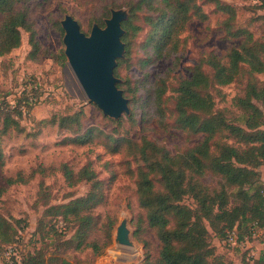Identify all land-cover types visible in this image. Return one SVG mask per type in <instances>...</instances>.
Masks as SVG:
<instances>
[{
    "label": "rangeland",
    "instance_id": "rangeland-1",
    "mask_svg": "<svg viewBox=\"0 0 264 264\" xmlns=\"http://www.w3.org/2000/svg\"><path fill=\"white\" fill-rule=\"evenodd\" d=\"M136 1H31L26 7L45 52L39 60H30L29 35L24 32L21 47L0 56V97L8 95L9 100L18 97L25 81L29 86L38 82L43 87L44 100L34 105L29 116H24V129L11 127L4 131L0 118V142L5 155L0 166V215L15 225L23 250L40 246L48 258L62 257L71 264H144L148 249L152 259L158 256V240L148 227L145 211L138 201L137 156L146 139L159 146L162 152L172 155L181 154L201 139L200 135H191L176 125L175 89L182 79L191 76V67L203 55L214 52L225 57L241 39L225 35L222 22L227 15L215 11L214 6L208 4L203 7L209 13L208 19L190 21L183 34L187 46L178 61L169 57L144 63L146 50H150L144 46L150 30L145 16L152 11L135 10L132 22L142 30L130 37L129 59L119 66L116 75L122 85L119 88L128 95L130 112L119 119L111 118L96 104L88 102L67 57L59 63L52 53L65 51V31L61 24L65 15H72L79 21L81 29L89 34L94 23H105L112 9H125L130 18V5ZM226 1L237 6L236 26L248 28L254 40L264 41V20L258 17L264 13V9L259 8L263 0ZM108 12L110 16H107ZM2 19L3 15H0V24ZM248 80L264 86V72L250 77L246 67L235 82L223 86L220 91L214 90L216 109L224 110L230 120L242 125L245 110L236 104V97L244 95ZM162 87L166 89L163 116L158 113L155 102V94ZM80 108H84L80 126L68 130L50 123L53 116L73 114ZM89 127L96 128L89 143L82 145L65 139L83 133ZM146 151L149 152L150 148ZM161 151L157 156L162 154ZM87 165L105 184L104 202L93 210L98 225L89 239L102 244L106 240L107 218L115 220L109 245L100 255H96L92 248H76V223H58L52 219L53 216H43L51 204H62L88 192L90 185L87 180L78 181L79 171ZM64 166L73 171L74 184L66 180ZM10 178L16 179V183L10 184ZM24 180L27 181L23 183ZM200 180L203 188L213 190L221 187V177L212 172H206ZM124 219L131 232L132 246L118 245L115 239L117 227ZM17 220H22V223H17ZM50 223L57 224L55 227L59 234L47 235ZM211 242L217 254L223 256L228 264H246L241 262L239 251L224 246L214 234ZM2 244L0 239V246ZM12 250L18 251L16 247H9L0 254V264H12Z\"/></svg>",
    "mask_w": 264,
    "mask_h": 264
},
{
    "label": "trees",
    "instance_id": "trees-1",
    "mask_svg": "<svg viewBox=\"0 0 264 264\" xmlns=\"http://www.w3.org/2000/svg\"><path fill=\"white\" fill-rule=\"evenodd\" d=\"M31 1L34 0H0V15H3L0 56L20 48L24 32L29 35L30 60H39L45 52L26 7ZM208 4H212L215 11L227 15L222 22L225 35L240 38L241 41L225 57L214 52L203 55L191 67V76L182 79L175 89L176 125L191 135H200L201 139L176 155L162 152L159 146L146 139L137 156L139 205L144 209L146 223L159 243L158 256L152 259L148 249L144 264H228L223 256L217 254L211 242L213 234L222 241L227 229L237 227L243 236L250 233L254 226L264 228V86L255 80H248L244 95L236 97V104L245 110L243 125L230 120L224 110L216 109L215 102L214 90L220 91L223 86L235 82L242 76L244 68L248 67L250 77L264 72V41L254 40L248 28L236 26L237 6L226 0H137L130 5L131 17L122 23L126 56L118 60L114 72L118 75L119 66L129 59L130 37L142 30L141 26L132 22L135 10L152 11L145 16L150 30L144 46L150 50H146L143 62L169 57L178 61L187 46L183 34L190 21L208 19L209 13L203 8ZM259 8L264 9V0ZM258 17L264 20V13ZM98 23L100 26L105 24ZM52 55L59 63L66 59L64 52ZM24 83L18 97L11 100L8 95L0 97V118L4 131L11 127L24 129V116H29L34 105L44 100L42 86L33 84L30 87L26 81ZM165 92V87H162L155 94L158 113L162 116ZM30 95L35 97L34 102L29 101ZM124 96L128 98L126 91ZM83 110L80 108L73 114L55 115L50 123L68 130L80 126ZM95 130L89 127L83 133L76 132L75 136L65 139L84 145L93 140ZM146 148L150 151L147 152ZM160 151L162 154L157 156ZM4 159L0 142V166ZM206 172L221 177L219 189L203 188L200 178ZM63 173L66 180L74 184L73 171L64 166ZM80 180H87L90 185L85 195L73 197L62 204H51L46 207L43 216H53L52 219L58 223H76V248H92L96 255H100L109 245L115 220L107 218L106 240L102 244L89 239L98 225L93 210L104 202L105 184L90 165L79 171ZM16 181L10 178L8 182ZM16 222L21 224L22 220ZM56 225L50 223L47 235L59 234ZM0 239L4 243L0 246V254L9 247L18 249L17 252L12 250V264H71L62 257L48 258L40 246L23 250L19 245L18 230L3 215H0ZM254 264H264V252Z\"/></svg>",
    "mask_w": 264,
    "mask_h": 264
},
{
    "label": "water",
    "instance_id": "water-1",
    "mask_svg": "<svg viewBox=\"0 0 264 264\" xmlns=\"http://www.w3.org/2000/svg\"><path fill=\"white\" fill-rule=\"evenodd\" d=\"M128 19L127 10L112 9L105 25L94 23L89 34L70 14L61 21L65 31L64 52L88 102L96 104L105 115L114 119L130 112L128 99L119 88L120 79L114 72L118 60L125 55L122 23ZM115 239L118 245H133L126 219L117 227Z\"/></svg>",
    "mask_w": 264,
    "mask_h": 264
},
{
    "label": "built area",
    "instance_id": "built-area-1",
    "mask_svg": "<svg viewBox=\"0 0 264 264\" xmlns=\"http://www.w3.org/2000/svg\"><path fill=\"white\" fill-rule=\"evenodd\" d=\"M33 86H41L40 84H34ZM31 87V86H30ZM35 97L30 95V102H34ZM222 243L233 250L239 251L241 254V262L246 264H254L255 261L264 252V228L253 227L250 233L241 236V233L237 227L227 229ZM10 253V252H9Z\"/></svg>",
    "mask_w": 264,
    "mask_h": 264
},
{
    "label": "crops",
    "instance_id": "crops-1",
    "mask_svg": "<svg viewBox=\"0 0 264 264\" xmlns=\"http://www.w3.org/2000/svg\"><path fill=\"white\" fill-rule=\"evenodd\" d=\"M262 172H263V179H264V166L262 167Z\"/></svg>",
    "mask_w": 264,
    "mask_h": 264
}]
</instances>
